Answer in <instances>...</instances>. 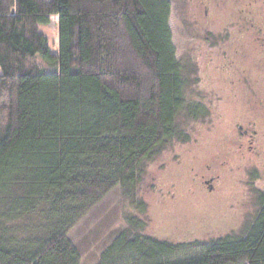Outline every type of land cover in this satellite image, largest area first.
Here are the masks:
<instances>
[{"label":"trees","instance_id":"16d2710c","mask_svg":"<svg viewBox=\"0 0 264 264\" xmlns=\"http://www.w3.org/2000/svg\"><path fill=\"white\" fill-rule=\"evenodd\" d=\"M170 18L169 0H0V264H85L71 230L112 191L132 196L181 117L206 114ZM137 215L92 264H264L263 195L239 234L204 244L157 240Z\"/></svg>","mask_w":264,"mask_h":264},{"label":"rangeland","instance_id":"374dc122","mask_svg":"<svg viewBox=\"0 0 264 264\" xmlns=\"http://www.w3.org/2000/svg\"><path fill=\"white\" fill-rule=\"evenodd\" d=\"M173 2L170 27L177 59L186 72L185 92L206 105V114L195 120L181 117L179 137L140 166L132 196L112 191L71 230L69 237L79 247L85 264L96 261L131 216L138 214L145 234L157 240L176 245L204 244L239 234L264 196V154L242 156L230 149L234 123L246 124V116L256 121L264 117V103H255L260 98L264 101V90L253 91L244 81L259 75L256 58L251 48L237 39L216 45L195 42L182 23L191 12L186 13L177 0ZM222 14L218 12L217 19ZM39 30L50 52L56 54L58 17L51 15ZM36 62L47 71L53 68L40 58ZM211 176L218 177L211 182L213 192L207 190L210 183L202 184V177ZM140 203L143 214L138 210Z\"/></svg>","mask_w":264,"mask_h":264},{"label":"flooded vegetation","instance_id":"af4514ba","mask_svg":"<svg viewBox=\"0 0 264 264\" xmlns=\"http://www.w3.org/2000/svg\"><path fill=\"white\" fill-rule=\"evenodd\" d=\"M178 5L184 11L191 12L184 16L183 29L195 42L205 44H220L230 39H237L250 47V53L256 58L259 75L247 77L244 81L247 88L252 87L260 91L264 90V0H177ZM170 6L174 5L169 0ZM218 12L220 19H217ZM212 40H215L212 42ZM213 45V48L215 47ZM216 48H219L217 46ZM211 50V49H210ZM252 50V51H251ZM219 53V52H218ZM222 53H226L223 51ZM235 54L238 52L235 51ZM212 58L209 59V61ZM224 64L223 69H226ZM233 66V62L228 64ZM251 80V81H250ZM231 85L235 81H230ZM263 104V99L255 103ZM203 104V102L201 101ZM205 104H203L204 106ZM206 106V105H205ZM260 106H257V109ZM264 114V110L261 112ZM247 123H234L231 128V151L237 155H258L264 154V117L254 120L252 117H245ZM257 125L259 127H257ZM202 184L209 185L208 191L213 192L215 188L211 182L218 178L211 176L209 179L202 177Z\"/></svg>","mask_w":264,"mask_h":264}]
</instances>
